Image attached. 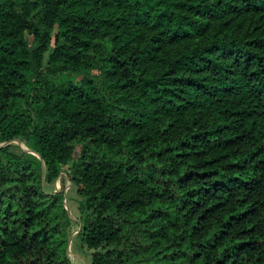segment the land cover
Returning a JSON list of instances; mask_svg holds the SVG:
<instances>
[{"label": "trees", "instance_id": "1", "mask_svg": "<svg viewBox=\"0 0 264 264\" xmlns=\"http://www.w3.org/2000/svg\"><path fill=\"white\" fill-rule=\"evenodd\" d=\"M3 142L0 264H264V0H0Z\"/></svg>", "mask_w": 264, "mask_h": 264}, {"label": "rangeland", "instance_id": "2", "mask_svg": "<svg viewBox=\"0 0 264 264\" xmlns=\"http://www.w3.org/2000/svg\"><path fill=\"white\" fill-rule=\"evenodd\" d=\"M0 146H1V143H0ZM27 149H28L27 146L25 145L24 141L21 139H14L13 141L10 142V145L8 147V151H10L12 153H17V154L23 153L25 150L28 151ZM61 182H63L62 177L56 179L51 187L58 189L60 187ZM69 186H71L70 183L66 182V188H69ZM71 188L74 189L73 186H71ZM74 191L75 190H73L72 194H71L73 197L76 196ZM68 195H69V193L66 190V206L68 207V213H69L70 217H72V219L74 220V218L76 219V216L78 215V211L76 209H74L75 211H73L72 208L69 206V199H70V202H72L73 198H69ZM72 204H73V206L76 205L75 202H73ZM74 221H76V220H74ZM73 229H77L76 222L73 224ZM73 233H74V230L72 231L71 235L69 236V244H68V254L72 260V263L73 264H88V255L86 252L83 253L81 251L80 244L78 246V242H76L78 239L76 236V233H74V234ZM71 240H72V243H71ZM75 250L80 255H78L75 252Z\"/></svg>", "mask_w": 264, "mask_h": 264}, {"label": "crops", "instance_id": "3", "mask_svg": "<svg viewBox=\"0 0 264 264\" xmlns=\"http://www.w3.org/2000/svg\"><path fill=\"white\" fill-rule=\"evenodd\" d=\"M66 190L68 191V193H69V195H68V197L69 198H73L72 199V202H70V199H69V206L72 208V210L73 211H75L74 209H76L77 211H78V209H77V205H78V203H77V199H78V197H77V195L75 196V197H73L71 194H72V191L74 190L73 188H71V186H69V188H66ZM74 193H75V191H74ZM76 194V193H75ZM73 202H75L76 203V205L75 206H73ZM75 216V215H74ZM74 220H76L75 218H74ZM77 226V225H76ZM76 242H78V246H79V239H77V241ZM71 243H72V240H71ZM75 249V248H74ZM75 252H76V250H75ZM77 253V252H76ZM75 253V254H76ZM78 254V253H77ZM78 255H80V254H78ZM88 262H89V259H88Z\"/></svg>", "mask_w": 264, "mask_h": 264}, {"label": "built area", "instance_id": "4", "mask_svg": "<svg viewBox=\"0 0 264 264\" xmlns=\"http://www.w3.org/2000/svg\"><path fill=\"white\" fill-rule=\"evenodd\" d=\"M64 203H65V205H66V198H64ZM66 207H67V206H66ZM78 229H79V227L77 226V229H74V233H77ZM74 233H73V234H74Z\"/></svg>", "mask_w": 264, "mask_h": 264}, {"label": "water", "instance_id": "5", "mask_svg": "<svg viewBox=\"0 0 264 264\" xmlns=\"http://www.w3.org/2000/svg\"><path fill=\"white\" fill-rule=\"evenodd\" d=\"M2 144H4V142H3V143H1V145H2ZM27 150H28L29 152H31V150H29V149H27Z\"/></svg>", "mask_w": 264, "mask_h": 264}]
</instances>
